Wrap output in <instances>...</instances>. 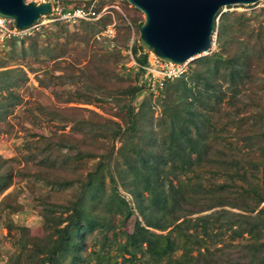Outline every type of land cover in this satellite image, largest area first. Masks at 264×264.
<instances>
[{"label": "rangeland", "instance_id": "374dc122", "mask_svg": "<svg viewBox=\"0 0 264 264\" xmlns=\"http://www.w3.org/2000/svg\"><path fill=\"white\" fill-rule=\"evenodd\" d=\"M91 3L99 7L101 14L104 13L101 19L45 25L39 29V35L5 41L0 45V155L11 158L6 166L14 174L10 184L0 192V264H26V254L33 251L31 241L39 240L64 223L62 218L66 212L63 206L72 198L77 181L67 186L48 184L34 175L38 169L45 168L42 170L51 177L83 178L98 157H77V148L93 154L112 150V166L117 157L115 149L120 142L109 137L110 130L115 127L111 120L123 126L124 120L120 118L123 108L120 106L127 104L129 86L143 79V75L138 76L133 67L130 51V45L137 42V22L143 19V13L127 0H91ZM261 3L258 0L222 6L215 21L217 23L223 12L248 14L251 11L255 14L263 7ZM106 22L115 25V34L111 37L103 34ZM218 42L214 27L209 50L186 61V71L181 79L168 80L163 89L145 88L131 100L134 110L140 106L139 122L143 132L140 142L148 148L160 150L165 145L170 102L182 101L193 90L202 91L206 75L213 84L224 86L221 79L223 63L213 58L198 59L216 51ZM251 72L254 76L252 83L247 84L239 96L246 101L250 97L264 101V89L261 88L264 86V51L260 56L256 53ZM191 99L192 95L188 97ZM221 105L228 108L224 101ZM185 106L197 109L203 103L200 98H195ZM5 112L6 116L1 119ZM223 120H216L217 129L210 141L209 156L198 166L202 184H207L206 178L222 168L215 160L228 156L246 158L249 153L238 136L232 133L233 126L222 124ZM137 138L133 136L132 140ZM126 150L135 158L134 151ZM120 167L127 170L121 162ZM213 176L218 181L224 179L223 175L213 173ZM168 177L171 183L176 184V178ZM194 180L191 176L189 186ZM235 182L244 184L238 178ZM102 187L101 202L96 205L101 213L107 215L108 227L105 231L97 227L85 234L83 255L98 248L99 237L103 233L110 239L115 236L116 240L122 241L120 230L130 232L135 218L142 221L138 201L120 182L113 183L105 176ZM113 187L116 194L124 196L131 209V215L125 221H121L120 214L104 209L103 202ZM131 188H134L132 184ZM135 190L138 200L145 203L147 192ZM223 207L230 211L240 210L230 205ZM216 208L219 207L199 213ZM149 228L155 232L166 231ZM238 241L243 240H230L231 245L224 246L225 252L238 254L235 250ZM214 245L222 246V242ZM34 250L36 257L43 254L37 251L36 245ZM178 254L179 249L174 255ZM191 254L196 255L197 251L193 250ZM168 260L165 258L159 264ZM112 264L126 263L117 256Z\"/></svg>", "mask_w": 264, "mask_h": 264}, {"label": "trees", "instance_id": "16d2710c", "mask_svg": "<svg viewBox=\"0 0 264 264\" xmlns=\"http://www.w3.org/2000/svg\"><path fill=\"white\" fill-rule=\"evenodd\" d=\"M63 1L72 5L92 4L91 0ZM92 6L99 11V7ZM103 16L104 13L95 20ZM141 21L137 22V27ZM49 24L66 23L54 21L46 25ZM214 27L219 48L198 59L213 58L223 63L221 79L225 84L215 85L206 75L203 90L196 89L190 94L192 99L200 98L201 108L185 106L192 101L188 100L190 95L180 102L168 104L167 140L160 150L148 148L140 142L143 136L139 122L140 106L134 110L131 100L146 87L142 66L147 63L148 51L137 42L130 45L136 62L133 67L143 79L129 86L127 104L120 106L123 108L120 114L123 126L111 120L115 127L110 130L109 137L120 142L115 149L114 165L112 150L93 154L79 147L77 157H98L83 178L47 176L42 170L45 168L36 171L34 175L48 184L67 186L76 180L77 188L63 206L66 212L62 218L64 223L39 240L31 241L33 251L26 254V264H112L117 256H121L122 263L126 264H159L165 258L169 260L162 264H264V101L253 97L246 101L239 96L247 84L252 83L251 69L256 53L260 56L264 51V7L255 14L251 11L248 14L223 12L217 23L214 20ZM39 34L38 30L27 37ZM168 80L160 89L165 88ZM222 101L228 108L221 105ZM6 114L2 113L1 119ZM217 119H224L222 124L233 126L232 133L238 136L249 153L246 158L228 156L215 160L222 168L212 172V176L206 178L207 184H202L198 166L209 156ZM133 136L138 138L132 140ZM128 148L134 151L135 158L128 155ZM8 161L11 158L0 155V192L10 184L14 175L6 166ZM120 162L127 170L120 167ZM213 173L223 175L224 179L216 180ZM168 175L177 179L176 184L171 183ZM105 176L113 183L120 182L134 196L142 221L135 218L130 232L120 230L122 241L116 240L115 236L110 239L103 233L98 248L83 255L85 234L97 227L101 228L100 231L108 227L107 215L96 205L101 202ZM191 176L195 180L189 186ZM235 178L244 184L236 183ZM135 189L147 192L145 203L138 200ZM224 205L240 210L230 211ZM103 206L106 212L120 214L121 221L131 215L126 199L116 194L115 187L105 198ZM215 206L219 208L199 213ZM149 227L166 231L155 232ZM237 238L243 240L235 245L238 254L225 252L224 246L231 245L230 240ZM216 242H222V246H215ZM35 245L37 251L43 253L39 257L35 256ZM177 249L179 254L175 256ZM193 250L197 251L196 255L191 254Z\"/></svg>", "mask_w": 264, "mask_h": 264}, {"label": "water", "instance_id": "95a60500", "mask_svg": "<svg viewBox=\"0 0 264 264\" xmlns=\"http://www.w3.org/2000/svg\"><path fill=\"white\" fill-rule=\"evenodd\" d=\"M143 13L137 42L158 58L183 63L211 46L213 24L220 7L258 0H127ZM49 2L0 0V17L13 19L15 27L30 25Z\"/></svg>", "mask_w": 264, "mask_h": 264}, {"label": "built area", "instance_id": "2783aa9c", "mask_svg": "<svg viewBox=\"0 0 264 264\" xmlns=\"http://www.w3.org/2000/svg\"><path fill=\"white\" fill-rule=\"evenodd\" d=\"M35 3L49 2L50 10L40 13L37 19L30 25L17 28L13 24V19L9 17H0V45L10 39H20L27 37L38 31L43 25L58 21L66 24H72L78 20L96 19L101 11H96L92 4L72 5L63 0H32ZM261 5L264 7V0ZM103 34L111 37L115 34V25L107 23L103 28ZM134 64L136 62L133 60ZM144 69V80L146 87L150 90L163 87L165 80L174 79L183 76L186 71V61L183 63H174L156 57L152 53L147 55V63L142 66Z\"/></svg>", "mask_w": 264, "mask_h": 264}]
</instances>
